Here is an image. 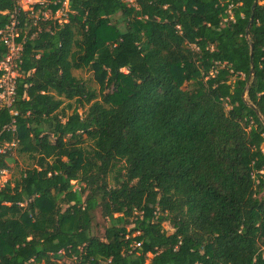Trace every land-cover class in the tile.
I'll return each mask as SVG.
<instances>
[{"label":"trees","instance_id":"16d2710c","mask_svg":"<svg viewBox=\"0 0 264 264\" xmlns=\"http://www.w3.org/2000/svg\"><path fill=\"white\" fill-rule=\"evenodd\" d=\"M263 2L68 0L63 25L18 13L0 172L30 164L0 187V264H264ZM14 10L0 0V30Z\"/></svg>","mask_w":264,"mask_h":264},{"label":"built area","instance_id":"2783aa9c","mask_svg":"<svg viewBox=\"0 0 264 264\" xmlns=\"http://www.w3.org/2000/svg\"><path fill=\"white\" fill-rule=\"evenodd\" d=\"M15 5L14 13L11 15V22L0 30V42L7 48V55L0 60V108L10 109L16 96V78L18 77V65L22 51V43L19 38V20L17 14L24 12L36 24L38 21H53L58 25L68 23L72 12L68 7V0L58 6V0H11ZM128 5L135 6V0H125ZM9 129L14 130L13 126ZM13 145V144H12ZM4 150L0 148V154ZM140 244H136L138 247Z\"/></svg>","mask_w":264,"mask_h":264},{"label":"rangeland","instance_id":"374dc122","mask_svg":"<svg viewBox=\"0 0 264 264\" xmlns=\"http://www.w3.org/2000/svg\"><path fill=\"white\" fill-rule=\"evenodd\" d=\"M261 4H264V2ZM73 75L77 77L78 79H80L81 81H83L90 90L94 91L96 94L99 93V86L95 82L93 72L89 68H85L82 70H74ZM98 99L99 97H97V100ZM75 106L76 105H74L73 108ZM78 112L82 113L83 109H78ZM262 148L264 149V146H262ZM16 160H17L16 162L8 163V168L3 169L0 172V187H3L7 182H12L14 179H16L19 176L20 171H22L24 168H26V166L30 164V160L26 156L18 157ZM118 167H120V165H118L116 169L109 175V182L111 185L115 184V180L120 174L118 173V171L116 172V170H118ZM72 184L74 185V188L76 189L77 185L75 184V182H72ZM95 224L96 226L94 228V233L102 234V232L104 231L106 227L107 222L106 220L100 217V214L98 212L96 213ZM164 228L168 233L172 232L168 224H164ZM55 263L56 264H75L72 260L67 259V258L56 261Z\"/></svg>","mask_w":264,"mask_h":264},{"label":"water","instance_id":"95a60500","mask_svg":"<svg viewBox=\"0 0 264 264\" xmlns=\"http://www.w3.org/2000/svg\"><path fill=\"white\" fill-rule=\"evenodd\" d=\"M252 22V18L250 20V23ZM251 74L253 75V68H251ZM245 95V93L243 94V96Z\"/></svg>","mask_w":264,"mask_h":264}]
</instances>
